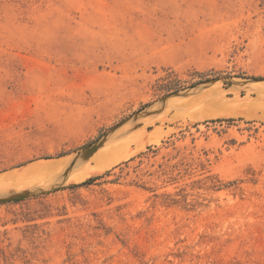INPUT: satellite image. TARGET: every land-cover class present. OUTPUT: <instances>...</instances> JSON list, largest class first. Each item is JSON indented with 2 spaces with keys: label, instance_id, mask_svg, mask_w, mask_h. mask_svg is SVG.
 <instances>
[{
  "label": "rangeland",
  "instance_id": "rangeland-1",
  "mask_svg": "<svg viewBox=\"0 0 264 264\" xmlns=\"http://www.w3.org/2000/svg\"><path fill=\"white\" fill-rule=\"evenodd\" d=\"M250 76L264 0H0V264H264Z\"/></svg>",
  "mask_w": 264,
  "mask_h": 264
},
{
  "label": "trees",
  "instance_id": "trees-1",
  "mask_svg": "<svg viewBox=\"0 0 264 264\" xmlns=\"http://www.w3.org/2000/svg\"><path fill=\"white\" fill-rule=\"evenodd\" d=\"M194 75H195V77H194V79H192V80H190L189 82H187L186 84H181L182 82H180V81H178L176 78H174V77H172V74L171 75H169V76H171V77H169V79H168V81L166 82V84H164V85H162L161 87H162V89H164L165 91L164 92H177V91H179V90H183V89H185V88H190V87H193V86H195V85H197V84H199V83H202V82H205V81H207V80H209V79H211V74H207V73H204V72H194L193 73ZM250 78H252V79H264V76H250ZM147 105V103L146 104H143V106H146ZM222 121V120H221ZM220 121V122H221ZM227 123H230V122H232V121H234L233 119H227V120H225ZM90 144V143H89ZM88 144V145H89ZM148 149H152L151 148V146L150 147H148ZM133 158H130L129 160H126V161H124V162H122V163H120V164H118V165H116V166H119V165H121V164H125V165H127V163L129 162V161H131ZM116 166H114V167H116ZM112 169H110V170H107V171H105L103 174H101V175H98V176H95V177H91V178H89V179H87V180H85V181H83V182H80V183H78V184H74V185H72V187H75V186H82V185H85V184H90L91 182H93V181H95L96 179H99V178H101V177H103L104 175H107V174H109V172L111 171ZM22 199V198H21ZM21 199H16V200H14V201H19V200H21Z\"/></svg>",
  "mask_w": 264,
  "mask_h": 264
},
{
  "label": "bare ground",
  "instance_id": "bare-ground-1",
  "mask_svg": "<svg viewBox=\"0 0 264 264\" xmlns=\"http://www.w3.org/2000/svg\"><path fill=\"white\" fill-rule=\"evenodd\" d=\"M157 137H158L157 135H151V136L148 138V140H149L150 142H152V141H155V140L157 139ZM148 140H147V141H148ZM157 140H158V139H157ZM149 141H148V142H149ZM120 142H121V141H120ZM120 142L118 141V143H120ZM115 143H117L116 140H115ZM112 144H113V143H112ZM120 144H122V142H121ZM117 145H118V144H116V147H117ZM122 145H124V143H123ZM112 147H114V145H113ZM114 148H115V147H114ZM118 149H119V148H118ZM115 150H116V149H115ZM101 151H102V150H101ZM116 151H117V150H116ZM122 151H125V150H122ZM122 151H121V149H120V152H122ZM118 152H119V150H118ZM118 152H117V153H118ZM124 153H126V151L123 152L122 154H124ZM119 154H120V153H119ZM117 155H118V154H117ZM111 157H112V156H111ZM113 157H114V156H113ZM109 158H110V157H109ZM109 158L106 159V160H109ZM110 159H112V158H110ZM114 159H115V158H114ZM115 160H116V159H115ZM102 165H104V164L102 163ZM104 166H105V165H104ZM104 166H103V167H104ZM98 168H99V167H98Z\"/></svg>",
  "mask_w": 264,
  "mask_h": 264
}]
</instances>
